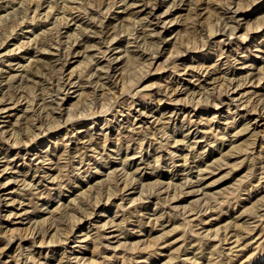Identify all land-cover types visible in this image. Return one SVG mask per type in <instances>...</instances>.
Instances as JSON below:
<instances>
[{
	"label": "rangeland",
	"instance_id": "1",
	"mask_svg": "<svg viewBox=\"0 0 264 264\" xmlns=\"http://www.w3.org/2000/svg\"><path fill=\"white\" fill-rule=\"evenodd\" d=\"M226 18L192 0H0V233L29 237L0 238V264H264V0ZM144 28L155 56L135 52ZM98 97L106 117L56 127ZM91 148L95 173L58 186Z\"/></svg>",
	"mask_w": 264,
	"mask_h": 264
},
{
	"label": "clouds",
	"instance_id": "2",
	"mask_svg": "<svg viewBox=\"0 0 264 264\" xmlns=\"http://www.w3.org/2000/svg\"><path fill=\"white\" fill-rule=\"evenodd\" d=\"M63 3L64 0H61ZM68 2H72V0H68ZM79 2V0H77ZM99 2V0H98ZM109 2V7H112L115 5L117 0H108ZM128 0H119V3L127 5ZM181 3H183V0H180ZM206 2L209 7L212 5H221L222 8L225 11L226 15V20H225V25H231L237 23L236 21V14L241 12L245 7H251L260 2V0H192L193 5H197L199 3H204ZM89 19H92L89 17ZM93 22H98V21H93ZM144 24V21H135L133 22V28H136L137 26L142 27ZM202 27H206V25H202ZM222 31L227 32L229 35L235 36L236 34V29L235 27H225L221 29ZM144 35L142 37H134L136 40L135 43V52L138 54H143L145 51H150L151 56H155L160 52V45L163 43V41L160 42V44H156L154 47L149 44H143L142 41H147L153 33L149 30L144 28ZM92 35H95V33H90ZM154 35L159 36V33H155ZM240 40H245L247 38V35H241L236 37ZM4 40L0 39V47L3 46ZM187 50H185L186 52ZM184 53L181 52H176L172 56L168 58L164 62V64L158 69L159 71H164L167 69H171L173 72L177 71V66L175 65L174 61L175 58L182 55ZM101 58H104V53H100ZM89 63H92V58H88ZM114 62V61H113ZM111 67V64L109 65ZM81 75H83L81 73ZM60 80L62 83H70L69 81H65L63 79V76H59ZM106 80H111L115 84L116 81L119 79V75H112L111 73H106L105 75ZM148 88H153L156 87L155 85H148ZM143 91L142 88L137 87L135 90L129 89L127 90L124 95L127 97L135 98L137 97L141 92ZM46 99H52V97H46ZM116 105L112 104L108 108H100L99 106V97L97 98V105L95 110H90L87 107L82 106L79 109L75 110H68V109H61L60 110V116L62 117V120L56 125V127H61V126H67L69 124H74L80 120L83 119H92L95 116H107L109 112L115 108ZM2 111V110H0ZM55 130L54 128L50 127H45L42 131L41 134L49 131ZM35 134L32 133L29 135V138L26 141H21L19 144H16L14 142H9L11 143L12 147H27L29 144L32 142V137ZM5 138V134L3 132H0V140ZM132 143H136L137 145V150H140L142 147V142L140 141H130L127 145H125L126 148L130 149L132 147ZM179 143V142H177ZM89 157L92 159L96 160L99 163H103L102 159V154L97 152L96 149L91 148L88 149L87 151L80 153L76 157H74L75 163L72 164L71 166L67 165V162L65 161V164L63 167H59V176L57 177V184L61 188H63L66 185H70L74 182V178H80L81 180L84 179V175L87 174L88 172L95 173L96 168L93 166V164L89 161ZM160 163V158L157 157L155 164L158 165ZM4 171H8V169H4ZM2 174V173H0ZM11 183V181H9ZM20 185V188L18 189L19 193L21 196H26L29 198V202H31L32 197H37L40 195L39 192V186L35 185L33 183H28L26 181H16ZM0 187H4V185H0ZM85 207H89V205L85 204ZM10 219L11 217H6ZM0 238H4L8 241L10 244L13 240L17 238H29L28 235L21 231V230H15L13 232H4L0 233ZM131 250V249H130ZM3 249H0V253H2ZM32 258L29 257V260Z\"/></svg>",
	"mask_w": 264,
	"mask_h": 264
},
{
	"label": "bare ground",
	"instance_id": "3",
	"mask_svg": "<svg viewBox=\"0 0 264 264\" xmlns=\"http://www.w3.org/2000/svg\"><path fill=\"white\" fill-rule=\"evenodd\" d=\"M15 143V142H14ZM133 178V177H132ZM135 179V178H134ZM133 181V180H132ZM131 182V181H130Z\"/></svg>",
	"mask_w": 264,
	"mask_h": 264
}]
</instances>
